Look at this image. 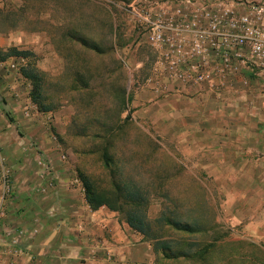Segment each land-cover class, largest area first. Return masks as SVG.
<instances>
[{
    "label": "rangeland",
    "instance_id": "374dc122",
    "mask_svg": "<svg viewBox=\"0 0 264 264\" xmlns=\"http://www.w3.org/2000/svg\"><path fill=\"white\" fill-rule=\"evenodd\" d=\"M215 2L240 14L264 9V0H22L20 8L0 14V23L26 30L22 48L0 49V96L21 94L24 119L34 126L27 132L1 103L10 126L0 123V151L12 172L8 160L23 155L27 169L50 170L45 150L54 149L71 171V185L78 178L85 194L82 177H88L114 205L117 187L121 195L140 191L150 233L160 234L173 254L191 256L221 243L213 253L233 252L230 264L237 258L264 264V242L248 239L234 220L251 210L255 231L264 234V71L248 62L234 81L183 89V102L194 99L192 90L213 96L202 127L172 128L175 90L160 60L172 47L149 44L144 21L170 25L165 35L172 42V9ZM15 54L24 62L14 68L4 61ZM27 70L39 77L37 89L22 75ZM121 200L129 204L125 212L131 199Z\"/></svg>",
    "mask_w": 264,
    "mask_h": 264
},
{
    "label": "crops",
    "instance_id": "0c3cea01",
    "mask_svg": "<svg viewBox=\"0 0 264 264\" xmlns=\"http://www.w3.org/2000/svg\"><path fill=\"white\" fill-rule=\"evenodd\" d=\"M21 3L22 0H0V14L20 8ZM25 39V29L0 23V49L22 48ZM4 62L15 68L24 59L10 56ZM238 75L229 79L234 81ZM193 91L190 96L194 99L187 102L179 98L183 89L173 92L172 128L203 126L205 104L213 91ZM14 93H1V100L30 133L34 126L27 125L24 119L26 104L20 99L21 94ZM3 121L8 123L0 113V123ZM22 141L28 143L25 139ZM45 151V158L52 165L50 170L27 169L22 159L25 155L8 160L14 179L12 201H15L0 221V245L4 251L1 264H172V255H165L169 251L163 248L164 238L160 234L133 230L124 216L107 206L92 209L85 194L72 187L71 171L62 163L60 155L54 149ZM38 159L42 160L39 154ZM254 217L248 210L236 215L234 220L243 223L248 239L264 242V234L255 231ZM245 218L248 220L242 221ZM215 245L218 252L222 250L221 243ZM218 252L207 255L206 259L210 262L216 256L213 264H224ZM236 263H240V258Z\"/></svg>",
    "mask_w": 264,
    "mask_h": 264
},
{
    "label": "built area",
    "instance_id": "2783aa9c",
    "mask_svg": "<svg viewBox=\"0 0 264 264\" xmlns=\"http://www.w3.org/2000/svg\"><path fill=\"white\" fill-rule=\"evenodd\" d=\"M193 10L172 9V42L165 35L170 25L144 18L149 44L157 49L165 44L172 47L160 60L168 64L175 91L237 75L248 62L264 71V9L240 14L215 2ZM73 184L80 189L78 178ZM14 194L13 174L0 151V221ZM3 254L0 245V260Z\"/></svg>",
    "mask_w": 264,
    "mask_h": 264
},
{
    "label": "trees",
    "instance_id": "16d2710c",
    "mask_svg": "<svg viewBox=\"0 0 264 264\" xmlns=\"http://www.w3.org/2000/svg\"><path fill=\"white\" fill-rule=\"evenodd\" d=\"M15 56H19V54H15ZM35 71L33 70H27L24 71V73L22 72V75L25 78H28V80L30 79L34 84V88L37 89L38 86V76L35 75L34 73ZM32 84V86H33ZM39 97V94L33 95V89H32V101L40 106V102L38 101L39 99L37 98ZM1 103H3V100H1ZM46 111V110H44ZM83 180V184H84V188H85V197L87 200V203L90 205V207L92 209H97L100 206H107L110 210L118 212V213H124V217L125 219L128 221L129 225L131 226V228L135 231L141 232L143 234H149L150 233V227H149V223L147 221L146 216L144 215L143 211L140 210V208L142 207V203L144 202V197L142 195V193L140 191H136V192H126L125 194H120L122 193V187H117L116 188V192H117V205L112 204L109 201V197L108 195H106L105 193L95 190L93 188V184H91L92 182L89 180V178L87 177H82ZM120 194V196L118 195ZM128 198L131 199V203L130 204V208L126 209L124 212L125 207H128V203L122 202V198ZM176 226L180 229V230H185V227H180L178 224H176ZM215 244H211L209 246H207L206 248L202 249L200 252L197 253H193L191 256H188V254L186 255V253L180 252L179 254H173L170 253L171 252V246L168 243H164L163 244V248H168L169 253H165V255L167 257H169L170 255H172V261L173 260H179V259H191V260H197L199 262H204V260H206V258L211 253H213V251H215ZM170 254V255H169ZM235 254L232 252V254H227L223 256L221 255L220 261L224 264H230L233 263L234 259H235ZM216 256H213V260H211L210 262H208L209 264H213L215 262ZM208 260V259H207ZM261 264V263H259Z\"/></svg>",
    "mask_w": 264,
    "mask_h": 264
},
{
    "label": "water",
    "instance_id": "95a60500",
    "mask_svg": "<svg viewBox=\"0 0 264 264\" xmlns=\"http://www.w3.org/2000/svg\"><path fill=\"white\" fill-rule=\"evenodd\" d=\"M0 101H1V97H0Z\"/></svg>",
    "mask_w": 264,
    "mask_h": 264
}]
</instances>
